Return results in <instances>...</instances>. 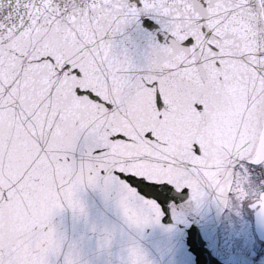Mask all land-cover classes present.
Segmentation results:
<instances>
[{
	"label": "snow or ice",
	"instance_id": "6c2138e0",
	"mask_svg": "<svg viewBox=\"0 0 264 264\" xmlns=\"http://www.w3.org/2000/svg\"><path fill=\"white\" fill-rule=\"evenodd\" d=\"M208 203L264 222V0H0V264H154Z\"/></svg>",
	"mask_w": 264,
	"mask_h": 264
},
{
	"label": "water",
	"instance_id": "95a60500",
	"mask_svg": "<svg viewBox=\"0 0 264 264\" xmlns=\"http://www.w3.org/2000/svg\"><path fill=\"white\" fill-rule=\"evenodd\" d=\"M84 198L92 218L101 219L105 216L107 210L97 193L89 191ZM225 211L208 203L198 214L191 215L188 222L174 234L162 236L159 232L147 230L141 241L142 246L154 264H260L249 255L223 254L220 250L219 230ZM253 216L255 234L264 243V222L254 213ZM54 222L69 238L82 227L73 223L70 213L57 217Z\"/></svg>",
	"mask_w": 264,
	"mask_h": 264
},
{
	"label": "rangeland",
	"instance_id": "374dc122",
	"mask_svg": "<svg viewBox=\"0 0 264 264\" xmlns=\"http://www.w3.org/2000/svg\"><path fill=\"white\" fill-rule=\"evenodd\" d=\"M220 232L224 253H245L264 264V244L254 234L252 211L247 205L226 209Z\"/></svg>",
	"mask_w": 264,
	"mask_h": 264
}]
</instances>
